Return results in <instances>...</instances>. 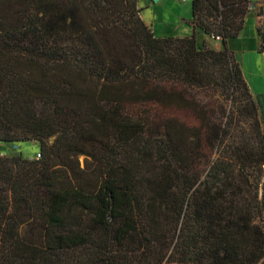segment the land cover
<instances>
[{"label":"trees","instance_id":"16d2710c","mask_svg":"<svg viewBox=\"0 0 264 264\" xmlns=\"http://www.w3.org/2000/svg\"><path fill=\"white\" fill-rule=\"evenodd\" d=\"M139 1L0 0V144L41 145L0 152V264H264L252 0H192L186 37Z\"/></svg>","mask_w":264,"mask_h":264},{"label":"rangeland","instance_id":"374dc122","mask_svg":"<svg viewBox=\"0 0 264 264\" xmlns=\"http://www.w3.org/2000/svg\"><path fill=\"white\" fill-rule=\"evenodd\" d=\"M164 1L165 0H159L152 4L151 0H140L139 6L143 10V19L149 25L155 21L156 26L153 24L152 27L158 28V36L168 34L164 33V30L167 29L168 31L171 29L170 27H172V25L174 29L173 32L176 36L186 37L192 35L193 28L190 30L189 34L186 33L185 27L188 26V24L186 22H181V13H178L175 9L174 3L176 0H171L168 3H165ZM189 3L190 14L192 15V0H190ZM262 6L263 0H252L247 28L244 31L243 36H241V34L239 38L233 39L229 42V48L234 52L235 57L240 62L244 76L249 83L254 97L260 98L264 104V53L260 51L261 40L257 33V13ZM180 26H182V28H180ZM199 39L201 40L200 37ZM204 39H208V46L221 49L220 42H215L214 38L205 36ZM0 145H2L0 146V152L2 154L17 152L21 153L23 157L31 159L37 158L41 150V145L37 141L10 144L2 143ZM81 159L83 161V158Z\"/></svg>","mask_w":264,"mask_h":264},{"label":"crops","instance_id":"0c3cea01","mask_svg":"<svg viewBox=\"0 0 264 264\" xmlns=\"http://www.w3.org/2000/svg\"><path fill=\"white\" fill-rule=\"evenodd\" d=\"M169 1H171V0H165L164 2L165 3H168ZM189 1L190 0H187V1H185V2H183V1H180V0H176L175 1V9L178 11V13H181L180 15V17H181V22H186L187 24H188V26H186L185 28H186V33H188L189 34V32H190V30H192V28H193V25H191L190 24V21L192 20V18H193V9H192V15L190 14V3H189ZM151 3L153 4V3H155V1L154 0H151ZM142 17H143V15H142ZM144 18V17H143ZM248 19H249V17L247 18V21H246V26H245V29H244V31L246 30V28H247V25H248ZM147 23V22H146ZM148 24V23H147ZM153 24H155V21L154 22H152V24L150 25L151 27L153 26ZM181 25V24H180ZM155 26H156V24H155ZM191 26V27H190ZM171 29H169L168 31H167V29L166 30H164L165 32L164 33H168V34H163V35H161V36H158L157 34H158V28H153L152 27V29L154 30V32H155V34L158 36V37H170V36H174V37H183V36H176V34H174V29H173V25H172V27H170ZM180 28H182V26H180ZM171 31V32H170ZM193 31H194V28H193ZM169 33H171V34H169ZM244 33V32H243ZM243 33H242V35L241 36H243ZM193 34V33H192ZM168 35V36H167ZM199 35L201 36V38L203 39V38H205V35H203V34H200L199 33ZM188 36H191V35H188Z\"/></svg>","mask_w":264,"mask_h":264},{"label":"built area","instance_id":"2783aa9c","mask_svg":"<svg viewBox=\"0 0 264 264\" xmlns=\"http://www.w3.org/2000/svg\"><path fill=\"white\" fill-rule=\"evenodd\" d=\"M180 1L185 2L187 0H180ZM215 39L218 40V41H220L221 40V37L220 36H217ZM40 157H41V154H38L37 159H39Z\"/></svg>","mask_w":264,"mask_h":264},{"label":"water","instance_id":"95a60500","mask_svg":"<svg viewBox=\"0 0 264 264\" xmlns=\"http://www.w3.org/2000/svg\"><path fill=\"white\" fill-rule=\"evenodd\" d=\"M154 1H159V0H154Z\"/></svg>","mask_w":264,"mask_h":264}]
</instances>
